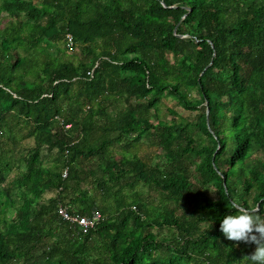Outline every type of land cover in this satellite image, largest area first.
I'll return each mask as SVG.
<instances>
[{
	"label": "trees",
	"instance_id": "obj_1",
	"mask_svg": "<svg viewBox=\"0 0 264 264\" xmlns=\"http://www.w3.org/2000/svg\"><path fill=\"white\" fill-rule=\"evenodd\" d=\"M233 200L264 215V0H0V264H252Z\"/></svg>",
	"mask_w": 264,
	"mask_h": 264
},
{
	"label": "clouds",
	"instance_id": "obj_2",
	"mask_svg": "<svg viewBox=\"0 0 264 264\" xmlns=\"http://www.w3.org/2000/svg\"><path fill=\"white\" fill-rule=\"evenodd\" d=\"M235 213L224 215L220 230L229 240L254 243L255 250L248 255L252 264H264V215L258 209L245 207L233 200Z\"/></svg>",
	"mask_w": 264,
	"mask_h": 264
},
{
	"label": "rangeland",
	"instance_id": "obj_3",
	"mask_svg": "<svg viewBox=\"0 0 264 264\" xmlns=\"http://www.w3.org/2000/svg\"><path fill=\"white\" fill-rule=\"evenodd\" d=\"M22 53L24 52L23 50H19ZM75 53L79 54L80 53V48L77 47ZM68 56H72V53L69 52ZM169 107L175 109L176 111L180 112L183 116L193 118L194 115L189 114V112L185 111L183 108L180 106L176 105V101L174 99H165L163 98V104L161 105L160 109V116L163 119L170 120V118L173 117V114L170 113ZM137 149H135L134 152L138 153L142 157L146 158L147 156L154 155L155 150L157 149V146L152 144L149 145L147 143L143 144H138ZM121 151V150H120ZM14 173H11L10 176H13ZM112 203V202H111Z\"/></svg>",
	"mask_w": 264,
	"mask_h": 264
},
{
	"label": "built area",
	"instance_id": "obj_4",
	"mask_svg": "<svg viewBox=\"0 0 264 264\" xmlns=\"http://www.w3.org/2000/svg\"><path fill=\"white\" fill-rule=\"evenodd\" d=\"M70 42H72L71 34H68ZM69 126V125H67ZM59 214L66 220L76 223L79 226L81 233H88L91 229L95 228L96 225L103 219V214L99 210H94L93 213L88 215L72 214L68 211L67 207L61 206Z\"/></svg>",
	"mask_w": 264,
	"mask_h": 264
},
{
	"label": "water",
	"instance_id": "obj_5",
	"mask_svg": "<svg viewBox=\"0 0 264 264\" xmlns=\"http://www.w3.org/2000/svg\"><path fill=\"white\" fill-rule=\"evenodd\" d=\"M209 111V109L207 108V112Z\"/></svg>",
	"mask_w": 264,
	"mask_h": 264
}]
</instances>
